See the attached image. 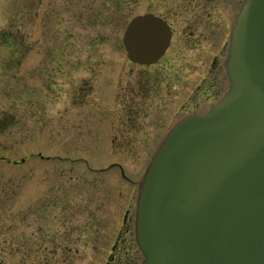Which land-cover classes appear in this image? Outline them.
I'll use <instances>...</instances> for the list:
<instances>
[{
  "label": "rangeland",
  "instance_id": "obj_1",
  "mask_svg": "<svg viewBox=\"0 0 264 264\" xmlns=\"http://www.w3.org/2000/svg\"><path fill=\"white\" fill-rule=\"evenodd\" d=\"M161 1L0 0V41L9 46L0 42V57L18 53L6 75L0 66V264H103L129 199L133 216L155 138L121 152L122 140L98 134L93 108L68 104H78L92 51L101 62L85 63L98 73L88 98L99 100L123 55L126 22ZM83 159L106 168L86 170Z\"/></svg>",
  "mask_w": 264,
  "mask_h": 264
},
{
  "label": "water",
  "instance_id": "obj_2",
  "mask_svg": "<svg viewBox=\"0 0 264 264\" xmlns=\"http://www.w3.org/2000/svg\"><path fill=\"white\" fill-rule=\"evenodd\" d=\"M165 22L138 15L123 42L151 63ZM228 90L181 119L153 155L136 204L141 264H264V0H245L232 29Z\"/></svg>",
  "mask_w": 264,
  "mask_h": 264
},
{
  "label": "flooded vegetation",
  "instance_id": "obj_3",
  "mask_svg": "<svg viewBox=\"0 0 264 264\" xmlns=\"http://www.w3.org/2000/svg\"><path fill=\"white\" fill-rule=\"evenodd\" d=\"M223 1L163 0L157 9L148 7L145 12L159 15L170 28L169 43L163 54L155 62L144 64L131 61L123 51L114 71L107 77L108 87L99 94V100H92L88 97L98 73L94 66L85 63L90 59L94 65L101 62L100 56L92 51L83 62V68L91 74L77 80L78 104L70 102L68 106L93 108L100 128L98 134L106 133L122 140L118 145L121 152L125 148L130 150L135 140L148 137L155 141L146 153L153 151L158 140L179 119L206 112L227 89L224 59L237 6L234 11L232 6L222 10ZM0 42L8 49L4 41ZM11 54L18 57L13 50L3 52L0 57L1 68L6 66L5 75L6 70L15 66ZM130 210V202L125 203L105 264L139 263L140 251L134 242Z\"/></svg>",
  "mask_w": 264,
  "mask_h": 264
}]
</instances>
